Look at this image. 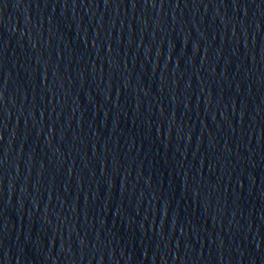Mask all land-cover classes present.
I'll list each match as a JSON object with an SVG mask.
<instances>
[{"label": "water", "instance_id": "95a60500", "mask_svg": "<svg viewBox=\"0 0 264 264\" xmlns=\"http://www.w3.org/2000/svg\"><path fill=\"white\" fill-rule=\"evenodd\" d=\"M0 264H264V0H0Z\"/></svg>", "mask_w": 264, "mask_h": 264}]
</instances>
